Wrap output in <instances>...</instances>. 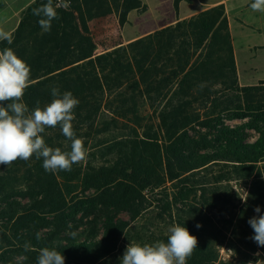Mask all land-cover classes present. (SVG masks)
Wrapping results in <instances>:
<instances>
[{
	"label": "trees",
	"instance_id": "1",
	"mask_svg": "<svg viewBox=\"0 0 264 264\" xmlns=\"http://www.w3.org/2000/svg\"><path fill=\"white\" fill-rule=\"evenodd\" d=\"M58 1L54 0V4ZM67 1L70 8L66 13L57 10L59 19L52 21L50 31H43L38 23L42 17L33 15L34 8L47 2L40 0L24 12L11 34L12 43L0 41V50L11 48L30 66L32 82L23 97L30 111L37 107V101L41 108L49 104L53 99L51 89L57 87L61 95L70 91L79 101L73 110V121L79 125L73 127L76 137L80 134L77 131L83 128L89 131L95 128L100 130L99 133L109 128L135 133L134 128L119 127L114 120L103 122L102 111L116 114L125 110V115L131 114L132 120L139 125L135 121L138 119L137 100L143 96L158 104L164 102L157 118L162 130L170 135L169 141L177 133L194 126L210 129L222 125L223 117L249 119L251 128L256 130L255 123L264 125V82L259 86H239L223 4L126 45L96 54V45L86 21L115 11L122 26L130 11L146 12V4L140 0ZM178 2L173 0L176 13ZM20 47H27V50L20 51ZM42 136L49 147L66 151L63 147L68 139L59 126L46 128ZM163 147L150 145L147 150L133 144L126 157L108 165H87L83 170L72 166L71 171L56 173L46 172L42 158L36 159L35 156L28 161L0 165V197L6 192L9 196H26L29 191H18L14 184L35 179L45 199L41 211L57 213L64 205L67 179L73 178L82 190H93L97 194L95 201L125 212L129 221L106 215L99 239L92 237L81 242L65 239L64 244L58 241L45 244L33 235L29 240L36 250L48 247L61 252L67 264H102L115 251L118 237L129 223L150 206L143 192L153 193L158 188L155 181L158 168L165 166L169 179L173 181L179 176L172 173L175 168L184 175L200 168L205 170L217 161H228L237 167L255 164L264 158V133L253 142L240 137L227 138L225 147L229 151L226 148L202 154L181 151L177 139ZM219 202L223 207L228 205L218 196L212 197L209 204L218 207ZM250 207L246 203L242 211ZM28 211L24 216L33 218L34 213ZM20 221L17 220L18 224ZM211 248L208 243H198L190 264H217V253Z\"/></svg>",
	"mask_w": 264,
	"mask_h": 264
},
{
	"label": "rangeland",
	"instance_id": "2",
	"mask_svg": "<svg viewBox=\"0 0 264 264\" xmlns=\"http://www.w3.org/2000/svg\"><path fill=\"white\" fill-rule=\"evenodd\" d=\"M6 1L12 9H14L12 6L15 3L17 6L18 4L23 6L20 13L17 14L18 17L13 14L12 9H8L7 28L10 32V29L12 30L14 27L10 32L12 34L18 27L24 12L40 0ZM57 10L66 13L62 7ZM136 13L141 17L144 15L141 12ZM174 14L177 15L175 11L161 14L164 19L162 22H170ZM235 15L246 21L254 19L252 13L244 11L240 15L237 13V9L230 7L228 16L233 20ZM91 16L95 15L91 14ZM154 16L155 14L146 16L143 22L152 28L156 27L158 23H162H156L153 20ZM126 22L120 26L118 13L115 11L104 16L99 14L86 21L89 33L96 45V54L103 53L104 50L123 42L122 30L123 27L127 29ZM176 23L168 26H173ZM148 29L144 31L146 32ZM231 32L235 39H240L239 27L234 21L231 24ZM251 35L255 34L251 33ZM258 42L264 43V39H260ZM19 50L25 52L27 47H20ZM235 70L239 86L245 87L242 79L241 82L239 80L236 65ZM261 82L252 86H259ZM163 104L164 102L158 104L152 98L149 100L147 96L138 98V119L135 121L139 125H136L132 120L131 114L125 115V110L112 114L103 109L104 113L101 118L103 122L114 120L117 126L127 125L134 128L136 132L109 128L108 131L99 133L100 130L95 128L91 131L86 128L79 129L77 132L80 134L77 138L83 140L87 156L80 163L73 164V168L83 170L87 165L94 167L108 165L117 159L126 157L133 144L147 150L150 145H156L163 149L164 145H170L173 140L177 139V145L181 151L189 150L202 154L224 148L227 150L225 147L227 138L240 137L248 142H253L260 136V133H264V125L260 122L255 123L258 129L256 130L251 128L252 122L249 119L229 120L223 117L222 125L217 124L210 129L194 126L184 132L177 133L169 141L170 135L162 130L157 118V112ZM72 124L73 127L79 126L75 121H72ZM224 129L227 131L224 132ZM141 141L146 145L141 144ZM70 144V140L66 141L63 148L66 147V151H70ZM243 167H237L228 161H217L216 164L205 170L200 168L184 175H181V172L175 168L176 170H172V173H178L179 176L173 181L169 179L165 166H162L163 170L158 168L155 174L158 188L153 193L143 192L146 203L150 206L135 221L129 223L128 228L118 237L115 251L102 264H121L124 251L130 243H140L141 245L152 244L156 241L166 243L169 235L168 229L175 224L186 227L190 234L197 238L198 243H208L210 248L212 247V251L217 253V264L258 263L264 258V250H261L264 247L258 246L251 239L254 231L248 220L259 216V213L254 211L257 206L261 208L260 214H264V158L259 159L255 164H247ZM77 184L73 178L66 180L64 205L62 210L57 213L41 211V205L45 199L42 190L39 189V183L35 179L20 180L14 184L18 191H29L26 196H9V192H6L0 197V264H36L39 249L36 250V247H32L33 244L29 238L33 235L37 236V233L40 234L41 242L43 241L45 244H53L57 241V243L64 244L65 239L66 241L74 239L81 242L92 237L100 238L102 225L108 214L113 215L116 219L129 221L128 214L99 204L94 200L97 194L93 190H82L81 187L76 186ZM245 193L247 194L246 202L242 199L245 197ZM201 194L203 198L200 197ZM214 196H218L221 200L224 199L228 205L223 207L219 202L218 207L210 206L209 203ZM246 203H249L251 207L247 211H242L245 209ZM28 210L34 213L33 218L30 215L24 216ZM17 220L20 221L19 224ZM14 225H17V228ZM73 233L75 236L72 235ZM26 242L31 245L29 251L24 250L23 245ZM190 260L191 256L187 259L186 264H190Z\"/></svg>",
	"mask_w": 264,
	"mask_h": 264
},
{
	"label": "clouds",
	"instance_id": "3",
	"mask_svg": "<svg viewBox=\"0 0 264 264\" xmlns=\"http://www.w3.org/2000/svg\"><path fill=\"white\" fill-rule=\"evenodd\" d=\"M70 8V2L54 0L33 9V15L42 17L38 23L43 31L51 30L52 21L59 19L57 9ZM253 11L264 12V0H253ZM12 35L0 29V41L11 44ZM30 66L11 49L0 50V165L8 166L17 160L28 161L33 156L43 160L46 172L71 171L73 164L86 159L87 152L83 140L76 137L72 121L73 110L79 104L70 91L62 95L57 87L51 89L52 101L43 108L29 110L23 102L26 89L31 84ZM59 126L62 134L71 141L70 151L49 147L42 134L46 128ZM246 194V193H245ZM245 202L247 194L242 198ZM254 211L261 212L257 206ZM254 231L251 239L264 247V214L248 220ZM200 227V225H197ZM167 242L156 241L152 244L130 243L121 258V264H186L187 259L197 249V238L179 224L168 229ZM75 236V233L72 234ZM37 239L40 234L37 233ZM24 250H31L26 242ZM36 264H65L61 252L48 247L41 248Z\"/></svg>",
	"mask_w": 264,
	"mask_h": 264
},
{
	"label": "crops",
	"instance_id": "4",
	"mask_svg": "<svg viewBox=\"0 0 264 264\" xmlns=\"http://www.w3.org/2000/svg\"><path fill=\"white\" fill-rule=\"evenodd\" d=\"M146 4L148 10L143 13L144 15H138L135 11H132L127 16L126 28L122 30L123 42L108 48L105 51L113 50L121 45H126L134 40L147 36L157 30L174 24L178 21L186 20L199 12L223 4L225 14L228 20L229 32L231 37L232 49L234 54L235 65L239 80L243 82L244 86H252L258 82L264 81V43L258 42L260 39H264V12L253 11L250 8V4L253 0H179L177 15L170 19V22L163 23L162 15L164 13H170L174 11L172 0H140ZM11 8V5L6 0H0V29L5 31L7 28V14L8 9L14 11V15L22 10V4L15 3ZM230 7L237 9V13L242 15L244 11L252 13L254 16L253 21H246L244 18L235 15L233 20L228 16L230 14ZM153 20L158 23L157 26L152 28L150 25H146L143 20L146 16L154 15ZM161 20V21H159ZM232 21L239 27L240 39H235L231 32ZM145 25V27H142ZM13 26V24H12ZM14 28V27H13ZM12 28V30H13ZM149 28V29H148ZM148 31H144L147 30ZM10 29V32L12 31ZM246 30V31H245ZM251 32L255 35H251ZM9 32V30L7 31ZM9 32V33H10ZM254 70V71H253ZM254 80V81H253Z\"/></svg>",
	"mask_w": 264,
	"mask_h": 264
},
{
	"label": "water",
	"instance_id": "5",
	"mask_svg": "<svg viewBox=\"0 0 264 264\" xmlns=\"http://www.w3.org/2000/svg\"><path fill=\"white\" fill-rule=\"evenodd\" d=\"M256 264H264V258H262L258 263Z\"/></svg>",
	"mask_w": 264,
	"mask_h": 264
}]
</instances>
